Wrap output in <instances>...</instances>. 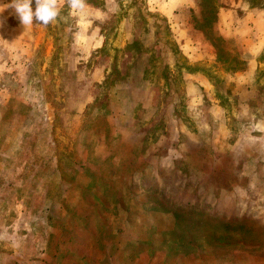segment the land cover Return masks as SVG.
Wrapping results in <instances>:
<instances>
[{"label":"rangeland","instance_id":"374dc122","mask_svg":"<svg viewBox=\"0 0 264 264\" xmlns=\"http://www.w3.org/2000/svg\"><path fill=\"white\" fill-rule=\"evenodd\" d=\"M263 3L0 13V264H264Z\"/></svg>","mask_w":264,"mask_h":264},{"label":"clouds","instance_id":"9594fccd","mask_svg":"<svg viewBox=\"0 0 264 264\" xmlns=\"http://www.w3.org/2000/svg\"><path fill=\"white\" fill-rule=\"evenodd\" d=\"M66 4L69 14H76L85 9L86 0H66ZM5 9H11L20 25L25 28L32 25L34 20L35 23L48 27L55 23L62 11L60 0H9L8 3L0 0V13ZM3 23L4 21L0 20V26H3Z\"/></svg>","mask_w":264,"mask_h":264},{"label":"crops","instance_id":"0c3cea01","mask_svg":"<svg viewBox=\"0 0 264 264\" xmlns=\"http://www.w3.org/2000/svg\"><path fill=\"white\" fill-rule=\"evenodd\" d=\"M242 9H245L244 13H246V15L242 19L236 20L234 24L229 23L231 27L229 30L235 28V31L239 35H241L242 31L245 32V30H247L248 33H251V37L247 39L245 44L247 47L251 46L250 48L253 50L251 59H254V61H251L253 65L256 64L255 69L259 70L262 69V55L264 54V3L261 4L260 7L258 4H251L245 8L242 6L241 10ZM222 23L224 24L225 29V25H227V23L225 21ZM233 38L240 41L242 37L234 36Z\"/></svg>","mask_w":264,"mask_h":264}]
</instances>
